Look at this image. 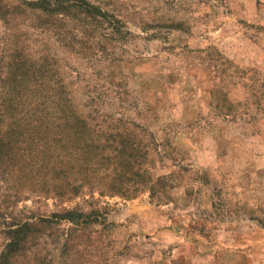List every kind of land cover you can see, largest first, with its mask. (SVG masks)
Segmentation results:
<instances>
[{
    "label": "rangeland",
    "instance_id": "rangeland-1",
    "mask_svg": "<svg viewBox=\"0 0 264 264\" xmlns=\"http://www.w3.org/2000/svg\"><path fill=\"white\" fill-rule=\"evenodd\" d=\"M49 216L17 264H264V0H0V255Z\"/></svg>",
    "mask_w": 264,
    "mask_h": 264
},
{
    "label": "trees",
    "instance_id": "trees-1",
    "mask_svg": "<svg viewBox=\"0 0 264 264\" xmlns=\"http://www.w3.org/2000/svg\"><path fill=\"white\" fill-rule=\"evenodd\" d=\"M46 1V0H45ZM38 3V2H37ZM48 9H51L48 8ZM86 142V140H85ZM95 144L93 141H87L86 142V148L85 150L87 153H91L92 151H95L91 149V147ZM7 145V144H6ZM92 145V146H91ZM2 152H4L2 150ZM5 154V153H4ZM9 159V155L4 156V158ZM62 171H66L67 169L65 167H61ZM74 185V184H73ZM73 214V212L67 211L66 213H54L53 215L56 216H62V217H68ZM84 213L80 214V218H84ZM54 218L52 216L49 217H41L39 220L36 221H18L15 223V227H11L8 230L9 237L7 239L6 248L0 255V264H17V262L21 261V256L24 255L26 252V246L28 242L32 243L38 238L40 232L42 231L41 223L45 222H52ZM84 221V219H81ZM35 232V233H32ZM23 264V263H22Z\"/></svg>",
    "mask_w": 264,
    "mask_h": 264
}]
</instances>
